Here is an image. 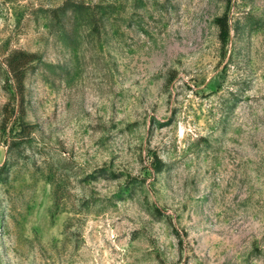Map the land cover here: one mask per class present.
I'll use <instances>...</instances> for the list:
<instances>
[{
    "label": "rangeland",
    "instance_id": "374dc122",
    "mask_svg": "<svg viewBox=\"0 0 264 264\" xmlns=\"http://www.w3.org/2000/svg\"><path fill=\"white\" fill-rule=\"evenodd\" d=\"M11 50L0 264H264V0H0Z\"/></svg>",
    "mask_w": 264,
    "mask_h": 264
},
{
    "label": "trees",
    "instance_id": "16d2710c",
    "mask_svg": "<svg viewBox=\"0 0 264 264\" xmlns=\"http://www.w3.org/2000/svg\"><path fill=\"white\" fill-rule=\"evenodd\" d=\"M80 7L76 4L67 3L66 6L55 9L54 13L68 16V13L79 12ZM57 17H59L57 15ZM61 25V19L57 20ZM38 55L24 50H11L0 60V71L2 70L9 82H15L14 103L7 102L3 107V118L0 123V134L7 148V159L0 168V184L8 182V169L12 162H19L27 155V150L32 147L34 138L33 126L25 121L27 114V103L25 97V79L27 72L35 67ZM12 123V124H11Z\"/></svg>",
    "mask_w": 264,
    "mask_h": 264
}]
</instances>
